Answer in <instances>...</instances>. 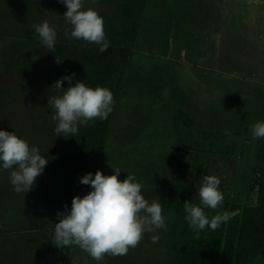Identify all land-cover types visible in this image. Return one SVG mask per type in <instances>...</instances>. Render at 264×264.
<instances>
[{
  "label": "rangeland",
  "instance_id": "obj_1",
  "mask_svg": "<svg viewBox=\"0 0 264 264\" xmlns=\"http://www.w3.org/2000/svg\"><path fill=\"white\" fill-rule=\"evenodd\" d=\"M183 2H147L99 171L112 175L119 168L121 181L134 175L144 198L163 209L164 199L175 194L173 116L180 104L172 93L179 87L198 136L208 135L200 138L208 148L202 158L206 175L220 178L223 196L256 203L264 161L262 138L253 139L252 125L264 121V55L251 35L258 33L259 18L252 4L260 0L244 8L226 1L214 18L211 7ZM90 5L108 14L117 7L83 0L82 10ZM66 11L59 0H0V130L14 132L39 153L59 141L47 98L57 94L50 87L61 77L49 67L51 52L35 26L47 21L58 34ZM15 167L0 170V227L6 231L0 238V264H56L54 234L44 227L55 212L33 189L14 191L9 176ZM188 172L187 193L196 195L206 175L196 177L192 163ZM166 234L167 229L146 232L126 255L106 254L101 261L76 246L70 264H167L172 253ZM154 235L159 236L155 243Z\"/></svg>",
  "mask_w": 264,
  "mask_h": 264
},
{
  "label": "trees",
  "instance_id": "obj_2",
  "mask_svg": "<svg viewBox=\"0 0 264 264\" xmlns=\"http://www.w3.org/2000/svg\"><path fill=\"white\" fill-rule=\"evenodd\" d=\"M105 5L116 3V12L108 14L92 8L104 21L105 37L109 41L106 51L100 52L98 46L72 38L71 25L63 21L57 34L55 51L51 53L49 67L60 77L75 74L74 85L82 81L87 86L109 89L113 94L114 106L107 119L90 121L87 126L79 125L78 135L59 137L58 143L39 154L48 160L42 174L37 178L33 191L37 198L47 201L55 212V219L45 224L54 234L58 223L57 212L70 211L74 196L92 191L90 185L80 183L87 173L93 177L100 170L107 150L111 126L116 109L124 90L128 69L135 50L148 0H94ZM69 35L65 36V29ZM59 57L62 63H57ZM69 87L68 81H64ZM173 99L180 105L173 116L174 132L177 136V170L175 194L164 199L162 214L167 218V241L172 256L167 264H255L264 248V170L261 171L258 201L245 202L242 198L231 199L224 196L222 204L215 210L204 208L211 219L223 212H236L232 219L222 223L216 230L210 226L199 232L189 227L185 220L184 202L199 205V198L187 193L190 186L189 166L192 163L195 176L206 175L200 138L208 139L207 134L200 137L196 132V119L186 109L187 95L179 87L174 88ZM261 159L264 161V138L259 142ZM213 150V149H211ZM67 205V209L65 208ZM201 207H203L201 205ZM6 234L0 227V238ZM56 264H70L76 245L57 248Z\"/></svg>",
  "mask_w": 264,
  "mask_h": 264
},
{
  "label": "clouds",
  "instance_id": "obj_3",
  "mask_svg": "<svg viewBox=\"0 0 264 264\" xmlns=\"http://www.w3.org/2000/svg\"><path fill=\"white\" fill-rule=\"evenodd\" d=\"M67 11L63 14L66 23L71 25L72 38L98 46L100 52L109 47L105 37L104 21L92 8L82 10L83 0H59ZM41 43L48 52L55 51L57 34L47 21L35 26ZM69 30L65 29V36ZM55 61L62 63L59 57ZM71 76H64L54 82L50 91L57 93L47 98V103L55 110L52 120L56 122L57 136H77L79 125L87 126L97 118L104 120L114 106L112 92L103 87L92 88L82 81L74 85ZM64 81L69 87L64 88ZM253 139L264 138V121L252 125ZM0 170L15 169L10 172V183L17 193L31 191L37 178L42 174L48 160L39 154V149L30 147L28 142L14 132L0 130ZM114 174L104 175L97 170L94 177L87 173L80 183L90 185L92 191L83 197L72 199L70 211L57 212L52 243L57 248L76 245L87 252L94 260L101 261L106 254L126 255L129 248H135L146 232L167 229L166 217L162 214V205L158 201L149 203L141 194V184L136 177L128 174L126 179H118L121 170L113 168ZM221 180L215 175H206L197 188L196 195L200 204L184 202L185 220L193 230L199 232L210 226L216 230L222 223L232 219L236 212H223L208 218L204 208L217 209L224 196L219 190ZM201 205L203 207H201ZM67 209V205H65ZM152 242L159 236L151 237Z\"/></svg>",
  "mask_w": 264,
  "mask_h": 264
},
{
  "label": "crops",
  "instance_id": "obj_4",
  "mask_svg": "<svg viewBox=\"0 0 264 264\" xmlns=\"http://www.w3.org/2000/svg\"><path fill=\"white\" fill-rule=\"evenodd\" d=\"M183 5H187L189 6H195V7H200V6H209L211 7V13H213L211 15V18L215 17L216 14L218 13V6H220L222 3H229V7H241L244 8L245 4L246 5H250L251 2L250 0H182ZM253 7H256V9L259 11L258 15L259 18L257 19V28L256 30H258V33L256 36H252L253 39H255V42H257L258 46L260 49H257L258 52H261L264 55V0H260V2H258V4H252ZM213 7H215V9H212ZM238 74V73H236ZM240 75V74H238ZM176 137V145H177V136L175 134ZM255 264H264V248L261 251L260 255L258 256Z\"/></svg>",
  "mask_w": 264,
  "mask_h": 264
}]
</instances>
